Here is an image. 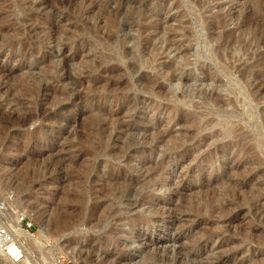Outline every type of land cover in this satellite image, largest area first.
<instances>
[{
  "label": "rangeland",
  "instance_id": "1",
  "mask_svg": "<svg viewBox=\"0 0 264 264\" xmlns=\"http://www.w3.org/2000/svg\"><path fill=\"white\" fill-rule=\"evenodd\" d=\"M16 222L18 264H264V0H0Z\"/></svg>",
  "mask_w": 264,
  "mask_h": 264
},
{
  "label": "built area",
  "instance_id": "2",
  "mask_svg": "<svg viewBox=\"0 0 264 264\" xmlns=\"http://www.w3.org/2000/svg\"><path fill=\"white\" fill-rule=\"evenodd\" d=\"M27 229H31V226H28ZM11 244L16 247L13 254L8 252ZM0 251L5 254L7 260L12 264H18L24 259L25 251L23 246L20 244L18 238L14 236V232L3 224H0Z\"/></svg>",
  "mask_w": 264,
  "mask_h": 264
},
{
  "label": "bare ground",
  "instance_id": "3",
  "mask_svg": "<svg viewBox=\"0 0 264 264\" xmlns=\"http://www.w3.org/2000/svg\"><path fill=\"white\" fill-rule=\"evenodd\" d=\"M147 12V11H146ZM147 14V13H146ZM150 17V16H149ZM150 19V18H149ZM148 18L146 19V20H149ZM136 21V20H135ZM17 32V31H16ZM54 34V33H53ZM18 36V35H17ZM15 37V36H14ZM23 45V44H22ZM150 43H149V40L148 39H146L145 40V45H144V47H149L150 48ZM152 47V46H151ZM151 49V48H150ZM23 51V50H22ZM27 51V50H26ZM152 51V50H151ZM172 66V65H171ZM167 67H170V65H168ZM248 68V67H247ZM250 68V67H249ZM243 71V70H242ZM240 73V72H239ZM171 74H173V73H171ZM170 77H173V75H171ZM257 89V88H256ZM202 94H204L203 92L201 93V95ZM210 97H208L210 100H212L213 102L215 101V102H221V101H219L218 99L219 98H217L216 97V95H215V93L214 94H212V95H209ZM217 104V103H216ZM219 113V112H218ZM184 117V116H183ZM183 122V121H182ZM189 123V122H188ZM185 124V123H184ZM186 125V124H185ZM199 124H198V122H196V121H194V120H192V122H191V127L192 128H199V126H198ZM161 133V132H160ZM158 139V138H157ZM162 142V141H161ZM125 143V142H124ZM17 149V148H16ZM127 149V148H126ZM127 158V157H126ZM159 167V166H158ZM160 169L161 168H159V169H157V172H161L160 171ZM154 170L155 169H153V172H154ZM156 171V170H155ZM157 174V173H156ZM135 185V184H134ZM123 193V192H122ZM122 193H120L121 195H123ZM120 195V196H121ZM134 205V204H133ZM17 223V222H16ZM19 223V222H18ZM18 223L16 224L17 225V227H16V231H15V233H14V236L15 237H17L16 235H21L22 237L21 238H24V240H26L28 243H29V245H31L32 244V241L30 242L29 240H28V238L26 237V236H24L26 233L25 232H23L22 230H21V228H20V226L18 225ZM53 223V222H52ZM54 226V225H53ZM52 229V228H51ZM25 233V234H24ZM16 234V235H15ZM110 236V235H109ZM112 237V236H111ZM34 244V243H33ZM24 248V247H23ZM15 250H16V247L14 246V245H12L11 244V246L8 248V252L9 253H11V254H13L14 252H15ZM25 251V250H24ZM3 258H4V260L8 263V264H12V263H9L8 262V260H7V258H6V256H5V254H3ZM86 260V259H85ZM119 264V263H118Z\"/></svg>",
  "mask_w": 264,
  "mask_h": 264
}]
</instances>
